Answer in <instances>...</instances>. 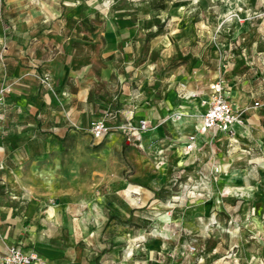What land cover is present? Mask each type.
<instances>
[{
	"label": "rangeland",
	"instance_id": "374dc122",
	"mask_svg": "<svg viewBox=\"0 0 264 264\" xmlns=\"http://www.w3.org/2000/svg\"><path fill=\"white\" fill-rule=\"evenodd\" d=\"M2 2L5 18L0 21V30L6 40L0 44V58L15 59L22 50L30 54L33 40L22 36H40L43 30L22 26L90 16L97 21L110 20L117 11L128 10L135 14L136 35L126 47L135 72L159 64L162 49L170 44L176 52L167 64L159 65L163 73L183 65L189 70L203 66L219 73L222 83L230 74L236 78L230 84L236 90L238 87L248 104L254 108L257 102L264 109V95H260V89L264 91V0ZM163 38L167 42H162ZM38 50L52 57L59 51L54 43H39ZM118 58L123 62L120 55ZM176 94V86L171 84L158 95L172 104L177 103ZM239 101L242 98L238 96L231 99L235 107ZM173 113L163 114L167 116L164 119L173 121ZM259 124L248 126L231 142L225 136L215 135L208 141L206 136L196 135V151L189 153L184 141L194 135L189 128L181 142L166 135L163 141L144 136L137 143L115 134L97 143L89 134L90 125L60 143L31 148L35 156L20 172L28 185L49 192L50 200L86 203L99 214L100 208L104 211L109 207V200L116 203L120 211L115 210L113 224L133 231L131 241L123 244L126 256L134 255L136 264L146 259L143 250L156 240H168L180 247L178 253L172 250L170 255H163L165 263L171 261L168 264H190L191 254L196 256L194 264H242V253L230 247L241 243L250 249L257 241H264V124ZM195 126L190 125V130ZM176 148L178 158L173 153ZM232 177L240 181L239 186L229 185ZM239 200L244 205L238 206ZM253 200H263L261 213L254 218ZM202 207L205 210L200 211ZM209 242L219 243L220 249L213 253Z\"/></svg>",
	"mask_w": 264,
	"mask_h": 264
},
{
	"label": "crops",
	"instance_id": "0c3cea01",
	"mask_svg": "<svg viewBox=\"0 0 264 264\" xmlns=\"http://www.w3.org/2000/svg\"><path fill=\"white\" fill-rule=\"evenodd\" d=\"M67 2L71 3V0ZM117 12L118 15L110 20L97 21L95 16H90L20 26L43 31L36 37L22 36L25 40H33L30 54L22 50L15 59L0 58V89L10 88L0 109V256L9 246H15L25 254L36 252L46 264H136L134 255L126 256L123 244L131 241L133 231L113 224L117 216L115 210L120 211L116 203L109 200L106 204L109 207L104 211L100 208L99 214V210L86 203L50 200L49 192L28 185L20 172L24 163L31 162L35 156L31 154V148L39 150L47 144L60 143L76 130L103 120L108 110L118 112L116 121H108L109 126L130 119L148 120L152 128L142 140L145 136L163 141L170 135L181 142L186 129L195 133L190 130V125L199 123L206 111L203 104L209 96L206 83L219 79V73L203 66L189 70L185 65L168 74L167 71L163 73V69H158L159 65L167 64L176 52L169 44L162 49L159 64L147 65L137 74L131 67L126 49L127 43L136 35L135 14L128 10ZM76 14L82 15L80 11ZM3 18L4 2L0 0V21ZM1 32L0 44L6 40ZM161 40L167 42V39ZM39 43L56 44L58 55L41 54ZM93 52L100 55L95 56ZM119 55L123 62L119 61ZM45 77L48 78L46 85L42 83ZM227 78L230 79L223 83L226 100L234 109L244 111V126L234 128V140H237L238 134L248 126L264 124V109L251 107L237 85L238 91L230 84L231 79L236 78H231L230 74ZM171 84L177 90V103L172 104L165 103L158 95ZM180 85H184L186 93L195 92L197 96L179 97ZM260 95H264L263 89H260ZM236 96L242 98L237 107L231 102ZM199 103L203 105L200 111L197 110ZM170 110L182 112L184 117L178 122L166 121L167 116L163 114ZM115 134L121 133L112 132L104 141ZM181 134L183 137L179 138ZM215 135L225 136L231 142V138L223 133L210 132L201 136L210 141ZM179 148L174 149V157L178 158ZM196 148L197 145L194 151ZM235 179L232 177L229 185L239 186L240 181ZM243 202H238V206L244 205ZM262 202L253 200V218L261 213L259 205ZM203 210L205 207L200 208ZM230 212L225 213L232 214ZM257 243L250 249L241 243L230 249L242 253V264H264V241ZM207 245L213 253L220 249L219 243ZM162 246H165L164 250H161ZM179 248L168 240L149 242L148 250H143L146 259L139 264H168L171 261L167 259L165 263L163 255H170L172 250L178 253ZM189 257L190 264H194L196 256L191 254Z\"/></svg>",
	"mask_w": 264,
	"mask_h": 264
},
{
	"label": "built area",
	"instance_id": "2783aa9c",
	"mask_svg": "<svg viewBox=\"0 0 264 264\" xmlns=\"http://www.w3.org/2000/svg\"><path fill=\"white\" fill-rule=\"evenodd\" d=\"M43 84L48 83V78L42 79ZM209 96L206 105V112L200 117L199 123L194 128V135L188 136L185 141V151L191 152L196 147V135L207 133H223L234 141V128L244 126L243 110H236L226 100L224 96V85L219 79L208 85ZM10 93V88L0 89V109L4 105L5 96ZM195 92H185L184 85L179 87V97L194 98ZM258 107V103L254 104ZM174 120L178 122L184 117L182 112H174ZM118 112L106 111L104 119L91 124L89 134L97 142H103L112 132L121 133L127 141H142V136L148 132L152 126L146 119H139L137 122L127 120L123 123L109 126L108 121H116ZM162 164V162H161ZM0 264H46L36 252L23 253L18 247L9 246L7 252L0 256Z\"/></svg>",
	"mask_w": 264,
	"mask_h": 264
},
{
	"label": "bare ground",
	"instance_id": "6f19581e",
	"mask_svg": "<svg viewBox=\"0 0 264 264\" xmlns=\"http://www.w3.org/2000/svg\"><path fill=\"white\" fill-rule=\"evenodd\" d=\"M202 110H203V109H202ZM205 112H206V111H205ZM197 118H198V117H197ZM197 124H198V123H197ZM197 124H196V125H197ZM236 191H237V190H236ZM239 193H240V192H239Z\"/></svg>",
	"mask_w": 264,
	"mask_h": 264
}]
</instances>
